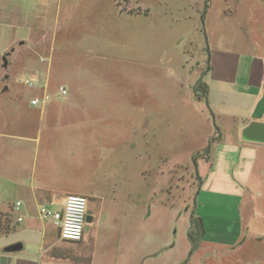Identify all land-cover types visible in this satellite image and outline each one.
<instances>
[{
  "label": "crops",
  "instance_id": "crops-1",
  "mask_svg": "<svg viewBox=\"0 0 264 264\" xmlns=\"http://www.w3.org/2000/svg\"><path fill=\"white\" fill-rule=\"evenodd\" d=\"M220 24L207 68L202 76L192 69L196 77L189 89L203 79L214 118L205 141L215 140L209 160L199 167L203 185L196 198L205 224L203 245L233 249L258 238L251 225L264 216V144L243 139L251 123H264V0H235ZM39 41L51 47L50 40ZM71 64L81 68L69 57L35 58L29 76L39 75L45 89H30L27 100L19 94L6 100L2 96L10 88H0V102L16 106L0 116V216L12 219L10 232H0V264H164L158 260L173 248L171 236L151 223L165 215L169 225L179 213L174 217L175 206L165 205L157 192L162 166L158 173L143 163L152 156L150 142L160 141L163 108L145 98L133 107L123 100L115 105V94L107 91L53 84V76ZM60 86L68 91L65 99ZM37 97L47 103L32 106ZM133 159L136 167L143 165V185L125 179ZM71 194L88 198L81 242L63 240L54 222L40 216L43 206L62 211ZM16 245L22 248L8 251Z\"/></svg>",
  "mask_w": 264,
  "mask_h": 264
},
{
  "label": "rangeland",
  "instance_id": "rangeland-1",
  "mask_svg": "<svg viewBox=\"0 0 264 264\" xmlns=\"http://www.w3.org/2000/svg\"><path fill=\"white\" fill-rule=\"evenodd\" d=\"M234 8L235 0H0V88H10L3 93L6 100H17L13 94L30 98L33 90L22 80L35 58L49 60L52 54L59 60L69 57L81 67L76 70L71 64L56 73L53 84L72 82L85 90L107 91L115 94L110 96L115 105L123 100L133 107L145 98L150 105L162 106V135L150 142L152 156L143 163L158 173L162 166V175L155 178L157 192H162L165 205L175 206L174 217L179 213L169 225L165 215L151 223L171 236L173 248L158 260L164 264H264V216L251 225L258 238L233 249L202 243L191 255L187 238L199 191L193 156L208 146L205 136L214 125L204 99L189 89L196 77L191 71L202 76L209 50L223 31L221 15ZM43 38L51 47L39 41ZM0 103V116L7 107L16 109L12 101ZM137 164L133 159L132 175L125 176L136 186L144 184L143 165ZM196 164L199 173L205 159L197 158ZM259 194L264 215V191Z\"/></svg>",
  "mask_w": 264,
  "mask_h": 264
},
{
  "label": "built area",
  "instance_id": "built-area-1",
  "mask_svg": "<svg viewBox=\"0 0 264 264\" xmlns=\"http://www.w3.org/2000/svg\"><path fill=\"white\" fill-rule=\"evenodd\" d=\"M22 83L29 89H45L39 75L25 77ZM59 92L63 99L68 96V91L63 86L59 88ZM46 103L47 99L39 97L31 101L32 106L35 107H39ZM18 206H20V204H18ZM40 216L44 220L54 222L59 228L60 236L63 240L81 242L87 224L88 198L84 195H68L62 211H55L43 206L40 208Z\"/></svg>",
  "mask_w": 264,
  "mask_h": 264
},
{
  "label": "trees",
  "instance_id": "trees-1",
  "mask_svg": "<svg viewBox=\"0 0 264 264\" xmlns=\"http://www.w3.org/2000/svg\"><path fill=\"white\" fill-rule=\"evenodd\" d=\"M192 91L197 98L204 99L207 101L209 89H208L207 84L203 81L202 78H199L196 81V83L192 87ZM214 140L215 139L213 138L209 141L208 146L204 149V151L202 153H198V154L193 156V162H194L195 167H196L197 179L199 180V184H198L199 190L203 185V180L199 176L196 160H197V158L209 160V155L211 154V149H212V145L214 143ZM198 192H197V194H198ZM197 194H196L195 200H194V207H193L191 214H190V220H189L190 224H189V228L187 231V238H188V241L190 243V254L191 255L195 254L200 249L201 244L204 241L205 232H206L204 221L197 213V201H196ZM11 224H12L11 218L4 216V215L0 216V232L9 233L11 230L10 229Z\"/></svg>",
  "mask_w": 264,
  "mask_h": 264
},
{
  "label": "water",
  "instance_id": "water-1",
  "mask_svg": "<svg viewBox=\"0 0 264 264\" xmlns=\"http://www.w3.org/2000/svg\"><path fill=\"white\" fill-rule=\"evenodd\" d=\"M4 65L8 66L7 57H4ZM8 78V77H7ZM7 88V87H6ZM245 141L257 142L264 144V123H251L243 132ZM89 217H87L88 221ZM22 248L21 245H16L8 249L9 252L18 251Z\"/></svg>",
  "mask_w": 264,
  "mask_h": 264
}]
</instances>
